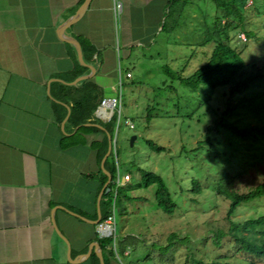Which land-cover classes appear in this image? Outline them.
I'll return each mask as SVG.
<instances>
[{
    "label": "rangeland",
    "instance_id": "rangeland-1",
    "mask_svg": "<svg viewBox=\"0 0 264 264\" xmlns=\"http://www.w3.org/2000/svg\"><path fill=\"white\" fill-rule=\"evenodd\" d=\"M168 2L153 42L133 47L129 58L120 52L117 60L123 86L121 124L113 132L115 181L117 176L121 181L113 190L115 195L116 188L119 191L115 230L117 239L126 234L139 242L129 249V256L115 252V258L118 264H183L193 251L207 261L264 264L243 253L235 255L233 244L234 235L256 243L264 239V226L251 232L241 229L248 219L264 215V198L242 204L228 219L231 200L220 193L227 176L234 177L230 188L240 192L264 181V116L257 117L247 108L254 95L264 92V0H248L244 6V22L238 31L243 30L246 38L249 34L246 42L236 39L235 32L230 35L232 46L247 65L242 74L260 72L263 77L234 95L229 93L231 85L215 90L201 85L193 90L176 79L190 77L207 62L213 44L205 42L204 32L223 11L213 0ZM166 69L175 76L167 75ZM126 71L131 79H126ZM118 93L116 85L113 96ZM220 123L261 132L242 138ZM133 136L137 138L130 145ZM147 141L165 151H152ZM139 169L163 179L176 206L171 215L158 209L155 185L141 186ZM126 174L130 181L123 184ZM193 181L200 183V194L192 192ZM217 231L223 233L218 245ZM170 234L177 240L167 248Z\"/></svg>",
    "mask_w": 264,
    "mask_h": 264
},
{
    "label": "crops",
    "instance_id": "crops-1",
    "mask_svg": "<svg viewBox=\"0 0 264 264\" xmlns=\"http://www.w3.org/2000/svg\"><path fill=\"white\" fill-rule=\"evenodd\" d=\"M84 1L0 0V264H71L52 216L71 245L72 258L97 242L96 226L67 210L88 221L97 219L105 183L91 145L103 136L64 134L66 116L59 122L63 111L55 105L66 111L70 106L56 99L59 90L52 86L76 79L70 80L76 50L59 39L58 31ZM115 1L122 5L119 13L112 0H90L64 32L65 38L95 49L91 60L96 63H84L94 67L91 81L102 88L104 99L114 97L120 52L129 58L133 47L151 44L168 6V0ZM64 137L68 139L62 141Z\"/></svg>",
    "mask_w": 264,
    "mask_h": 264
},
{
    "label": "trees",
    "instance_id": "trees-1",
    "mask_svg": "<svg viewBox=\"0 0 264 264\" xmlns=\"http://www.w3.org/2000/svg\"><path fill=\"white\" fill-rule=\"evenodd\" d=\"M216 8L222 10V15L215 18L211 28L207 29L205 42L212 43V49L207 62L199 67L195 72L187 78L181 76H176L179 84L184 87L197 90L201 85L208 86L211 90H215L220 86L231 85L230 94L234 95L243 90H246L251 84L261 79L263 75L257 72L252 75L245 76L242 71L247 66L242 59L241 55L232 46L231 33H236V39H239L242 43H245L239 38V35L244 34L243 30L238 31L239 27L243 26L244 22V6L248 0H213ZM170 3L168 2V5ZM164 30V26L162 27ZM239 33V34H238ZM245 35V34H244ZM249 34H247L248 39ZM83 50V59L85 62L95 64L96 62L92 59L95 49L87 44L85 41L80 40ZM72 48V47H71ZM73 49V48H72ZM87 49L90 53V58L87 56ZM74 59V71L71 74L70 80L87 75L89 70L79 64L77 56L73 53ZM166 74L174 77L175 73H172L170 69H166ZM242 74L243 78L234 82L235 79ZM53 87L59 90L58 94L55 96L60 102H63L70 106V116L65 125V132L72 133L73 130L80 125L84 124H100L104 127L107 133L113 138V132L116 127L117 117L114 115L112 119L107 123H102L94 117V112L97 106L104 99V92L102 88L97 86L94 81H82L75 86H66L60 83H54ZM58 106L63 112L59 118L61 122L66 116L67 111L64 107ZM247 108L249 112L256 115L257 117L264 116V92L258 93L248 101ZM221 124V123H220ZM222 126L231 130L234 134L239 135L242 138H249L255 133L261 132V129L250 127L249 129L240 130L236 127L229 125L227 123L221 124ZM86 132L100 133L103 139L100 143H93L92 148L97 149V159L101 162L104 155L107 153L108 149V139L105 132L101 131L96 127H85L81 126L73 138L80 136V134ZM68 138H63V140ZM148 147L155 152H163L165 149L154 144L151 141H147ZM63 147H65L63 145ZM104 169L111 175L112 180L109 184L110 192L103 195L101 199V221L105 220L108 216L112 214V209L116 207L119 199V191L116 188V195L114 196L113 190L115 189V176L117 173V167L113 160V153L109 155L104 163ZM139 173L142 177L141 186L148 188L152 185L156 186L155 191V202L159 210L163 213L171 215L175 209V204L171 199L169 190L164 183L163 179L152 172H147L139 169ZM101 174V173H100ZM102 184L106 183L107 178L101 174ZM234 181V177L227 176L223 180V191L220 188V193L226 194L230 198V206L227 211V218L229 219L236 210L244 203L254 201L256 199L264 198V181L260 184L248 189L245 192H240L230 188ZM201 185L197 181L192 182V192L194 194L201 193ZM264 226V215H260L257 218H250L241 225V229L245 232H251L252 230L260 229ZM215 244H220V240L223 238V233L217 231ZM177 240L175 234H170L167 237V248L172 247V243ZM99 246L104 252L105 264H112L115 262L118 264L115 258V252L113 248V240L111 238H96ZM138 239L132 236H125L116 239L115 250L116 253L121 256L125 255L129 249L135 248L138 244ZM233 244L236 247L235 255L237 253H243L245 256L251 257L253 260L256 259L264 263V239L259 240L257 243L249 240L246 237L233 236ZM237 252V253H236ZM190 260L183 264H234L225 259H212L207 261L203 258L196 257L193 251H190ZM87 264H100L99 258L96 254H92L87 260Z\"/></svg>",
    "mask_w": 264,
    "mask_h": 264
},
{
    "label": "water",
    "instance_id": "water-1",
    "mask_svg": "<svg viewBox=\"0 0 264 264\" xmlns=\"http://www.w3.org/2000/svg\"><path fill=\"white\" fill-rule=\"evenodd\" d=\"M89 2H90V0H85L83 2V4L79 7V9L76 11V13L73 16H71L69 19H67V21L64 22L60 26L58 33H59V39H61L62 41L72 45L75 48L76 53H77V60H78L79 64L82 65L83 67H86L87 69H89L90 74L87 75V76L78 77V78H76L75 80H73L70 83H65V82H63L61 80H57V81H59L60 83H62L64 85L75 86L79 82L91 80L94 77V75H95L94 67L90 66V65H86L84 63V60H83V57H82V49H81L80 43L77 40L65 38V34H64V32H65V30L67 28H69L77 20L80 19V17L84 13L85 9L87 8ZM48 95H49V93H48ZM65 107L67 109V114H66V117H65L64 121L61 124V131L64 134H65L64 126H65V124L68 121V118L70 116V107H68V106H65ZM81 126H85V127L86 126H95V127L99 128V129L105 131L104 127L99 125V124H84V125L77 126L75 128V130L73 131V134H75L77 132V130ZM136 138H137L136 136H133L131 138L130 145H133V142L136 140ZM107 139H108L107 153L104 155L103 159L101 160V164H100V168H101L103 174L106 176L107 181H106V183H105L103 189L101 190V192H100V194L98 196V199H97V215H98L97 219L95 221H88L84 217L67 210V213H69L70 215H72V216H74V217H76V218H78V219H80V220H82L84 222H90L94 226H96L101 221V212H100L101 198H102L103 195H105V194L110 192L109 184L111 183V180H112L111 175L108 172H106V170L104 169V163H105L106 159L113 152V138L111 137V135L109 133H107ZM51 222L53 224V228H54L56 234L65 242V244L67 246V258H68L69 263H71V264H82V263L86 262L90 258V256L94 253L99 258V263L100 264H105L104 252H103L102 248L99 246V244L97 242L92 243L89 246L88 251L84 255L80 256L78 259L72 258L71 245H70L69 241L67 240V238L64 235H62V233L59 231L58 227L55 225L53 216L51 217Z\"/></svg>",
    "mask_w": 264,
    "mask_h": 264
},
{
    "label": "built area",
    "instance_id": "built-area-1",
    "mask_svg": "<svg viewBox=\"0 0 264 264\" xmlns=\"http://www.w3.org/2000/svg\"><path fill=\"white\" fill-rule=\"evenodd\" d=\"M113 1V8L114 11L116 13H119L122 9V5L119 2H116L115 0ZM239 38L242 41H246V37L244 34H240ZM126 79H129L131 77L130 73H126L125 74ZM122 77L119 76V80H118V89H119V93L117 94V96H114L112 98H105L101 101V103L97 106L96 110H95V117L97 120H99L102 123H107L109 122L112 117L115 115L117 117L116 120V127H118V125L121 124V119H120V105H121V89H122ZM119 108V109H118ZM125 125L128 126L130 129H133L134 126L132 123L125 121ZM130 180V176L129 175H125L123 177V184L124 182H128ZM121 181L120 178L117 176L116 181H115V185H120ZM116 192V190H115ZM115 195V194H114ZM114 207L112 209V214L110 216H108L105 220L100 221L96 227H95V231L96 234L98 235L99 238H111L113 240V248H114V252H116L115 250V242L117 239V233L115 230V226H116V222H115V212H114ZM116 254V253H115ZM129 252L127 251L125 253V255H128ZM117 256V254H116Z\"/></svg>",
    "mask_w": 264,
    "mask_h": 264
}]
</instances>
